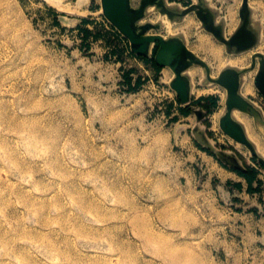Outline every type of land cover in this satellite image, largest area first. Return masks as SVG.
I'll use <instances>...</instances> for the list:
<instances>
[{
  "label": "clouds",
  "instance_id": "clouds-1",
  "mask_svg": "<svg viewBox=\"0 0 264 264\" xmlns=\"http://www.w3.org/2000/svg\"><path fill=\"white\" fill-rule=\"evenodd\" d=\"M25 11L0 0V264H264V216L233 211L150 99Z\"/></svg>",
  "mask_w": 264,
  "mask_h": 264
},
{
  "label": "crops",
  "instance_id": "crops-1",
  "mask_svg": "<svg viewBox=\"0 0 264 264\" xmlns=\"http://www.w3.org/2000/svg\"><path fill=\"white\" fill-rule=\"evenodd\" d=\"M180 1L129 0V6L133 9L143 8L142 15L136 20V25H143L146 23L151 24L150 28L145 30L146 35H158L164 40L173 37L178 38L190 52L206 64L209 70L208 73L205 67L195 62H189L188 65L180 72V74L187 79L188 83L189 100L186 102H190L195 105H199L196 104L197 101L201 103V106L191 105L192 110L187 116L189 117L193 112V115L199 118L200 124H196L197 128L195 129V132L198 133L199 131V141H197L199 143L201 141V144L204 145L203 142L209 143L210 138L208 137L207 132L200 130L204 126L201 121L208 115L213 114L216 108H219L220 103L216 100V96H213L212 94L205 96L204 94H194V82L191 75L188 73L190 68H200L203 78L198 81L197 84L202 86V88L209 85H215L224 90V97L220 98L221 105L223 104V111L220 112L217 118L220 129V119L226 111L225 102L227 98V89L215 80L224 70L227 69L232 70L233 74L236 75L237 93L239 96L245 99L254 109H256L264 120V36L262 37L264 34V0H246L245 4H243V0H241L236 12L237 20L232 27L230 26L229 21L227 22L225 18H221L217 14L215 6H212L209 0ZM152 8L155 9V12L165 16L171 24L180 23L186 16L192 15L194 19L199 21L203 31L210 34L213 39L224 46L226 54L229 56L228 64L220 69L217 74H213L210 63L189 47L188 41L183 34H164L163 28L165 27V24H163V20L154 21L152 19H148L147 16L150 14V9ZM99 13L111 24V26L114 27L113 32L120 33V35L128 41V45L130 47L129 40L103 15L102 8L99 10ZM159 47L160 44L158 41L150 42L146 57L150 58L153 56L154 59ZM211 50L216 56V50ZM247 53H249L250 59L245 63L242 59ZM153 61L154 63H152L155 67L147 63L148 65L144 66L145 71L149 69V72L154 73L156 72V68L159 66L161 68L159 72H162L165 79H167L168 87L175 95H177L176 90L171 86V82L175 78V73L172 68L168 65H156L155 60ZM141 62L142 63L140 65L145 63L144 61ZM212 99L215 100L216 104H212L215 107H211L209 111H207L204 105H208L209 100ZM230 113L232 119L240 126L244 137L251 146L239 141L240 134H235L238 136L235 137L227 134L222 129L221 131L237 145L243 147L241 149H245L248 154H246V152H242V150L237 148L236 145L231 144L229 140H227V143L230 146L226 143L223 144L224 146L220 145L218 149L219 153L216 157L207 154L204 150H200L199 147L196 150L193 145L192 149L194 152L197 151L196 154L198 155V161L203 163L206 168L208 166H212L217 170L212 177V182L215 184L214 187H219L227 193L230 200L229 206L233 209V211L251 214L256 219H260L264 216V188L255 187H257L258 184H261L260 187H264V165L259 161V158L264 160V150H262L264 149V129L255 125L254 117L247 111L232 108ZM188 133H191L193 137V132L191 130H189ZM253 157H256L262 167H256ZM252 168L257 169L256 175L255 178L249 180V171L253 172ZM199 170L201 171L200 168ZM205 178L207 177L205 176Z\"/></svg>",
  "mask_w": 264,
  "mask_h": 264
},
{
  "label": "rangeland",
  "instance_id": "rangeland-1",
  "mask_svg": "<svg viewBox=\"0 0 264 264\" xmlns=\"http://www.w3.org/2000/svg\"><path fill=\"white\" fill-rule=\"evenodd\" d=\"M60 1L62 3L61 7L50 4L45 0H19V3L26 10L25 14L29 22L46 34L50 42L54 41L58 46L66 48L69 53L76 52L87 59L96 58L105 65L110 66L118 74V83L124 93L136 98L150 99L154 113L166 117L169 124L176 127L178 136L181 139L186 138L191 147L193 145L196 150L199 147L200 150L216 157L219 153V146L224 143L228 144L227 140H229L231 144L236 145L242 152L248 154L245 149H241L243 147L229 139L219 128L217 118L220 112L223 111L220 98L224 97V90L215 85L203 88L198 85L197 82L203 78L199 67L190 68L188 71L194 82V94H204V96L212 94L216 96V100L220 103L219 108H216L213 114L208 115L201 121L204 126L200 130L207 132L210 138L209 143L203 142L204 145L201 144V141L198 142L199 131L198 133L195 132L198 123L200 124L199 118L193 115V112L192 115L187 116L192 110L191 105L201 106V103L199 101L196 102L199 105L190 102L182 103L168 87L167 79H165L162 72H159L161 69L159 66L154 73L149 72V69L145 71V65L150 64L153 66V56L148 58L131 51L128 41L120 33L113 32L114 27L99 13L101 9L100 1ZM209 1L212 6H215L217 14L221 18H225L227 22L229 21L232 27L237 20L236 12L241 0ZM175 2H178V0H175ZM147 17L154 21L163 20V24H165L164 34H183L189 47L210 63L213 74H217L220 69L228 64L229 56L226 54L224 46L213 39L210 34L203 31L199 21L194 19L192 15L186 16L180 23L171 24L165 16L155 12V9L152 8ZM211 49L216 50V56ZM249 59V53H247L242 60L246 63ZM141 61L145 63L140 65ZM212 104H216L213 99L209 100L208 105H204L207 111L211 107H215ZM189 130L193 132V137L191 133H188ZM196 153L197 151H195ZM196 157L198 160L197 154ZM253 158L256 167H262L256 157ZM252 169L253 172L249 171V180L255 178L256 175L257 169ZM197 172H200L199 168H197ZM212 185L214 187V182H212ZM260 185L258 184L255 188H264Z\"/></svg>",
  "mask_w": 264,
  "mask_h": 264
},
{
  "label": "water",
  "instance_id": "water-1",
  "mask_svg": "<svg viewBox=\"0 0 264 264\" xmlns=\"http://www.w3.org/2000/svg\"><path fill=\"white\" fill-rule=\"evenodd\" d=\"M103 15L123 34L130 42L132 52L139 55H147V49L150 42L158 41L160 44L154 60L158 65H168L175 73V78L171 86L176 90L181 102L189 100L187 79L180 72L189 62H195L205 67L206 64L190 52L178 38H169L164 40L158 35H146L145 30L150 28L151 24L136 25V20L142 15L143 8L133 9L129 6V0H100ZM246 0H243V4ZM227 89L226 111L220 119L221 129L231 136L238 137L239 141L251 146L244 137L240 126L232 119L231 109L238 108L247 111L254 117L256 126L264 129V120L259 112L254 109L245 99L237 93V79L232 70H224L215 80ZM264 165V160L259 158Z\"/></svg>",
  "mask_w": 264,
  "mask_h": 264
},
{
  "label": "bare ground",
  "instance_id": "bare-ground-1",
  "mask_svg": "<svg viewBox=\"0 0 264 264\" xmlns=\"http://www.w3.org/2000/svg\"><path fill=\"white\" fill-rule=\"evenodd\" d=\"M45 1H47L48 3H50V4H53V5H56V6H58V7H61V1L60 0H45ZM79 11V10H78ZM235 62V61H234ZM238 112V111H237ZM236 112V113H237ZM235 114V113H234ZM236 115V114H235ZM241 116V115H240ZM238 117V116H237ZM239 119V118H238ZM244 120V119H243ZM246 121V120H245ZM245 121H244V123H245ZM247 123V122H246ZM248 125V124H247ZM250 128H251V126H250ZM252 129V128H251ZM245 130H246V127H245ZM252 132V131H251ZM249 133V132H248ZM247 134V133H246ZM255 139V138H254ZM264 148V147H263ZM262 149V148H261ZM259 149L260 151H262V150H264V149ZM264 154V153H263Z\"/></svg>",
  "mask_w": 264,
  "mask_h": 264
}]
</instances>
